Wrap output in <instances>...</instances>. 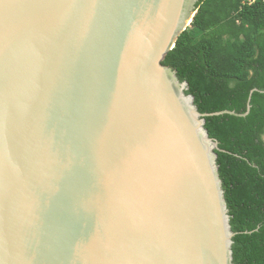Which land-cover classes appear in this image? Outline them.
I'll use <instances>...</instances> for the list:
<instances>
[{
	"label": "water",
	"instance_id": "95a60500",
	"mask_svg": "<svg viewBox=\"0 0 264 264\" xmlns=\"http://www.w3.org/2000/svg\"><path fill=\"white\" fill-rule=\"evenodd\" d=\"M197 2L0 0V264H234L205 117L250 102L163 64Z\"/></svg>",
	"mask_w": 264,
	"mask_h": 264
},
{
	"label": "trees",
	"instance_id": "16d2710c",
	"mask_svg": "<svg viewBox=\"0 0 264 264\" xmlns=\"http://www.w3.org/2000/svg\"><path fill=\"white\" fill-rule=\"evenodd\" d=\"M163 64L189 84L219 141V174L236 233L234 264H264V0H198ZM255 89L253 92H251Z\"/></svg>",
	"mask_w": 264,
	"mask_h": 264
}]
</instances>
